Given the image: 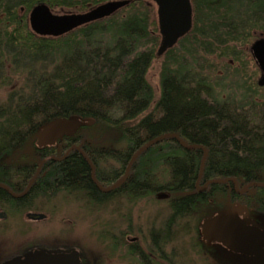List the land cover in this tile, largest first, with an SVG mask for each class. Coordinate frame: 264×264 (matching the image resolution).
<instances>
[{
    "label": "trees",
    "instance_id": "1",
    "mask_svg": "<svg viewBox=\"0 0 264 264\" xmlns=\"http://www.w3.org/2000/svg\"><path fill=\"white\" fill-rule=\"evenodd\" d=\"M106 1L0 0V85L10 86L18 77L0 101V181L23 185L35 164L13 157L34 144L45 124L74 116L93 121L78 130L89 160L74 151L44 163L35 182L52 193L107 200L95 188L91 164L98 182L109 183L124 173L134 152L166 134L200 147L161 139L135 159L129 177L134 193L146 183L147 195L166 193L167 224L174 213L190 219L202 201L193 193L201 147L205 177L264 181V86L247 85L254 73L245 59L251 43L264 37V0H191V30L160 57L150 0H130L112 15L60 36L38 35L29 26V11L38 3L66 13ZM155 60L161 61L157 97L147 79ZM220 66L233 70L223 76L217 74ZM96 127H103L100 138ZM32 151L58 150L32 146ZM248 199L253 203L254 193Z\"/></svg>",
    "mask_w": 264,
    "mask_h": 264
},
{
    "label": "flooded vegetation",
    "instance_id": "2",
    "mask_svg": "<svg viewBox=\"0 0 264 264\" xmlns=\"http://www.w3.org/2000/svg\"><path fill=\"white\" fill-rule=\"evenodd\" d=\"M78 130L79 129L70 136L62 135L51 146L47 145L40 148L53 147L58 151H54L52 154H38V160L36 163H33L35 164V172L23 183V185H18V183L16 185H11L0 181V264H19L25 261L35 249H41L48 253L69 252L76 249L78 251L80 264L105 263L101 258L96 260V254L91 257L86 252L87 246H85L86 238L84 236H80L79 240L76 238L77 242L75 244L48 247L45 245V241L42 240L43 238L41 239L38 236L37 231L35 232L33 227L35 223L51 219L52 214L55 215L57 207L56 205H49L48 201H45L46 199L39 201V199L43 197H50L49 195L52 193L49 187H43L45 185L44 183L42 185V183L35 182L43 164L47 161H61L73 154L74 151H78L85 159L87 158L86 160H89L88 155L81 150ZM123 174L109 183H100L102 188L94 181V178L96 179L95 168L93 171L91 168L90 176L98 192L108 195L109 198L107 200L109 201L115 202L118 201V199L122 200V198H124L128 202L133 203L137 201V197L149 196L147 192H145L148 187L147 183L135 187V193L133 192L134 187L133 184L130 183L131 177H129V173L123 182L113 186ZM228 178H233L235 181L229 180ZM216 179L228 180L218 182L215 181ZM30 181L32 182L30 183ZM247 183L239 181L234 177L207 178L202 175V173L198 175L194 182L193 193L201 197L200 199H202V201H200V203L207 204V202H211L210 204H212L213 197L220 193L223 197L226 196L228 201L225 207L223 205L221 206V204L213 203L211 206H216V211L208 215H200L197 219L194 231L198 247L189 248L185 253L181 250L180 231L176 228L180 218L174 213L171 223L167 224L171 215L170 200L166 198V193L163 191H157L151 196L157 198L155 199L156 204L160 203V201L167 204L169 214L164 223L161 222L158 225L153 223L148 230H131L129 228L131 224H129L125 230L109 231L105 236L97 238L106 239L108 241V247L111 252L110 256H112V260L118 264H208L207 262L212 258V252L216 245L221 246L222 249L233 255L250 257L252 255L228 247L207 225L209 219L222 217V215H224L230 217L231 220L229 219L227 221L231 222L236 227H253L258 231L264 230V225L244 221L234 215V208L237 206V202H242L243 196L246 195L251 188L255 189L253 201L257 200L258 203H261L260 206L264 207V195H262L264 187L251 186L243 190V186ZM68 194L73 193L68 192ZM158 198H163L164 200H159ZM90 202H93L94 205H96V202L102 203L100 199H96V196L95 199H90ZM197 207H195L193 214H196ZM41 214L44 215L41 219L30 217V215L34 216ZM156 214L158 216V213ZM130 217L126 218V220L128 219V223L131 219ZM67 235L68 234L63 235L62 237H67ZM87 238L93 239L96 243V235ZM263 250L264 246L260 252L253 254V256L260 254ZM196 257L199 259V262H197ZM96 261L98 262L96 263Z\"/></svg>",
    "mask_w": 264,
    "mask_h": 264
},
{
    "label": "rangeland",
    "instance_id": "3",
    "mask_svg": "<svg viewBox=\"0 0 264 264\" xmlns=\"http://www.w3.org/2000/svg\"><path fill=\"white\" fill-rule=\"evenodd\" d=\"M154 11L156 13V7L154 8ZM245 59L248 60L247 65L248 72H250L249 74L254 73V76L252 74L248 79L247 85H252L251 82L253 81L258 84L257 81L260 76V70L257 64L255 63L250 53L245 57ZM160 62V60H155L151 64L147 72V79L153 87L156 97L159 92ZM216 69L217 74L223 76H226V74L228 75L229 71L233 70V68L231 67L227 70L226 66L216 67ZM16 78L18 77L11 78L10 86L0 85V101L5 98L7 90L18 85V80ZM228 78L225 79V81H228ZM259 86L262 87L264 85ZM83 132H85V130H83ZM102 132L103 127H96V138H100L102 136ZM86 134L88 137H90L89 132H87ZM83 139L85 140V138ZM32 146L35 147L34 144ZM32 146L26 145L23 148V153H18V155H15V157H13L14 162L22 160V162L30 164L36 163V161L38 160V155H36V153L32 151ZM254 192V188L249 189L247 194L243 196L242 202H237V206L234 208V215L241 220L264 225V207L260 206L261 203H258L257 200L251 203V201L248 199L249 194L253 195ZM49 196L50 197H43L39 199V201L46 199L45 201H48L49 205H56V213L55 215L52 214L51 219L35 223V225L33 226L35 232L37 231L38 236L41 239L43 238L42 240L45 241V245H47L48 247L59 245L64 246L65 244H75L77 242L76 238H78L79 240L80 236H84L86 238V252L91 257L96 254V260L101 258V260L105 262L100 264L118 263H115V261L112 260L113 257L110 256L111 252L108 247V241L106 239L97 237L105 236L109 231L125 230L127 228V225L129 224H131L129 227L131 230H148L153 223L155 225H158L161 222L164 223L166 221L167 215L169 214L167 204L161 201L160 203L156 204L155 199L157 198L155 196H140L137 197V201L133 203L128 202L127 200L122 198V200L118 199V201L115 202L109 200L102 203L96 202V205H94L93 202H90L89 198H86L85 196L80 194V192L68 194L63 190H60L51 193ZM213 198V203L221 204V206L223 205L224 207L227 205V197H223L221 193L216 194V196ZM158 199L164 200L163 198ZM210 203L211 202H207V204L200 203L197 207L196 214L190 216V219L188 217L180 220L177 223L176 228L180 231V247L184 253L188 251L189 248L198 247L194 233L195 225L200 215H208L217 210L215 209L216 206H211L213 203ZM156 213H158V216ZM127 217L131 218L129 223L128 219L126 220ZM66 234H68L67 237H62ZM95 235L96 243L93 239L87 238L93 237ZM196 259L197 262H199V259L197 257ZM97 262L98 261H96V263ZM207 263L264 264V250L258 255L247 257L233 255L222 249L221 246L216 245L212 252V258L208 260Z\"/></svg>",
    "mask_w": 264,
    "mask_h": 264
},
{
    "label": "water",
    "instance_id": "4",
    "mask_svg": "<svg viewBox=\"0 0 264 264\" xmlns=\"http://www.w3.org/2000/svg\"><path fill=\"white\" fill-rule=\"evenodd\" d=\"M156 6V19L159 33V43L155 51L157 57L162 56L167 50L172 48L178 40L186 35L192 28L193 6L191 0H150ZM130 0H108L82 12L55 13L45 3L34 5L28 14V22L31 30L42 36H60L81 25L110 16L120 8L128 5ZM250 53L260 70L258 85H264V37L255 39L250 45ZM92 119L85 120L74 116L53 120L45 124L37 133L34 145L37 149L44 146L53 145L62 135H72L81 126L92 124ZM167 137H175L186 147H200L184 143L177 135L166 134L149 141L140 147L131 156L123 176L113 185L123 182L135 159L150 145ZM200 162V172L202 173L206 149ZM53 159V158H52ZM92 171L94 166L91 164ZM94 178V177H93ZM234 180L233 178H228ZM228 179H216L215 181H226ZM95 183L100 186L97 179ZM235 181V180H234ZM32 181H30L31 183ZM112 186V187H113ZM251 186L264 187V182H249L243 186V190ZM102 188V187H101ZM111 188V187H110ZM34 219H41L44 215H30ZM230 217L222 215L209 219L207 225L211 231L233 250L241 251L253 255L261 251L264 246V230L258 231L256 228L236 227L228 222ZM231 220V219H230ZM19 264H80L78 251L76 249L69 252L48 253L41 249H35L33 253Z\"/></svg>",
    "mask_w": 264,
    "mask_h": 264
}]
</instances>
